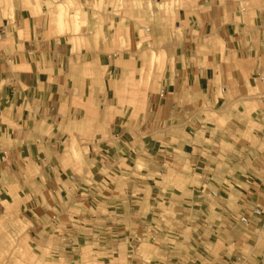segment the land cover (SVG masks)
<instances>
[{"label":"clouds","instance_id":"9594fccd","mask_svg":"<svg viewBox=\"0 0 264 264\" xmlns=\"http://www.w3.org/2000/svg\"><path fill=\"white\" fill-rule=\"evenodd\" d=\"M0 264H264V0H0Z\"/></svg>","mask_w":264,"mask_h":264}]
</instances>
